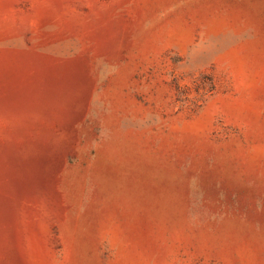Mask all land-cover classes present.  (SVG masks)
<instances>
[{
  "label": "rangeland",
  "instance_id": "1",
  "mask_svg": "<svg viewBox=\"0 0 264 264\" xmlns=\"http://www.w3.org/2000/svg\"><path fill=\"white\" fill-rule=\"evenodd\" d=\"M0 264H264V0H0Z\"/></svg>",
  "mask_w": 264,
  "mask_h": 264
}]
</instances>
